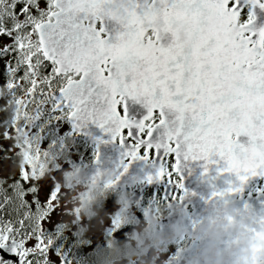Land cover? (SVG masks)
<instances>
[{
  "label": "snow or ice",
  "instance_id": "snow-or-ice-1",
  "mask_svg": "<svg viewBox=\"0 0 264 264\" xmlns=\"http://www.w3.org/2000/svg\"><path fill=\"white\" fill-rule=\"evenodd\" d=\"M257 9L264 0H0V99L16 105L0 136L15 154L29 149L0 178V264H70L54 250L65 215L57 174L37 171L29 143L44 115L77 130L94 123L128 157L159 161L149 181L167 177L177 189L181 159L204 161L205 172L216 165L241 184L264 177ZM128 100L144 108L140 119L127 116Z\"/></svg>",
  "mask_w": 264,
  "mask_h": 264
},
{
  "label": "flooded vegetation",
  "instance_id": "flooded-vegetation-1",
  "mask_svg": "<svg viewBox=\"0 0 264 264\" xmlns=\"http://www.w3.org/2000/svg\"><path fill=\"white\" fill-rule=\"evenodd\" d=\"M144 111L126 109L127 116L136 120ZM62 126L59 149L64 157L59 162L66 169L59 167L49 173L57 174L55 182L65 205V215L60 221L61 235L54 241V250H60L66 262L92 264L96 253L113 241L134 246L133 238L142 230L141 226L155 217L156 231L161 233L168 232L177 223L186 226L181 237L150 251L147 257L149 264H175L182 249L198 242L191 234L211 207L235 213V217L228 216L229 221L233 218L243 221L239 237H232L233 243L237 239H263V177L248 178L241 184L232 174L217 173L216 165H207L211 173H205L204 161L181 159L178 171L182 189H177L167 177L147 179L149 175L154 176L159 166L157 159L130 158L125 155L126 145L111 136L104 139L98 132L94 134L91 126L74 130L67 119H62ZM98 157L100 166H97L99 162L94 164ZM191 161L195 162L190 164ZM79 168L85 175L92 172L102 190L94 191L96 182L79 180L76 177ZM186 169L196 173H182ZM229 187H239L240 191L229 193L226 191ZM214 192L221 195L213 196ZM112 219L117 222L116 229ZM260 260L264 261V254ZM131 264H137L135 257Z\"/></svg>",
  "mask_w": 264,
  "mask_h": 264
},
{
  "label": "clouds",
  "instance_id": "clouds-1",
  "mask_svg": "<svg viewBox=\"0 0 264 264\" xmlns=\"http://www.w3.org/2000/svg\"><path fill=\"white\" fill-rule=\"evenodd\" d=\"M101 190L100 186L94 189L96 192ZM228 216L235 217V213L231 210L221 212L215 207L207 209L191 234L198 242L182 249L175 264H264L260 260L264 254V239H237L233 243L232 237H239L243 221L236 218L229 221ZM141 228L133 238L134 246L113 241L96 253L92 264H131L133 257L137 264H149L147 257L150 251L177 240L186 230L185 225L177 223L166 233L158 232L155 217H150L147 225Z\"/></svg>",
  "mask_w": 264,
  "mask_h": 264
},
{
  "label": "trees",
  "instance_id": "trees-1",
  "mask_svg": "<svg viewBox=\"0 0 264 264\" xmlns=\"http://www.w3.org/2000/svg\"><path fill=\"white\" fill-rule=\"evenodd\" d=\"M0 84H2V80H0ZM15 113L16 105L14 101L4 104L2 99H0V120L7 117L9 122H11L15 118ZM40 119L41 121L36 120L32 125L31 132L36 139L32 140L30 135L29 143L32 145V154L39 153V163L43 166L37 171L49 173L61 167L59 159L63 158L64 154L59 149L60 138L54 128V118L50 115H44ZM33 129L36 131L33 132ZM2 131L3 128L0 127V133ZM9 132H11V129H9ZM23 142V134L18 133L16 135V143L21 144ZM12 145L13 141L6 140L0 136V178L7 174L15 173L18 170V166L26 163L25 157L28 155L29 149L24 148L22 153L15 154L17 149L12 147Z\"/></svg>",
  "mask_w": 264,
  "mask_h": 264
},
{
  "label": "water",
  "instance_id": "water-1",
  "mask_svg": "<svg viewBox=\"0 0 264 264\" xmlns=\"http://www.w3.org/2000/svg\"><path fill=\"white\" fill-rule=\"evenodd\" d=\"M256 24L257 25H260V24H264V12H260L258 9L256 11ZM132 102V105L130 106V109L132 111H135V110H138L136 108V102L135 101H131ZM70 123L72 124V122L70 121ZM84 126H93V124L91 122H88L87 124L81 126V127H84ZM80 127V128H81ZM79 128V129H80ZM74 129V128H73ZM78 129V131H79ZM74 130H77V129H74ZM246 138L244 137H241L240 140L241 142H243ZM99 162V164L97 166H100L102 163H101V160L99 159V157L96 159L95 163L94 164H97ZM192 162H195V161H191L190 164ZM189 164V162L187 163ZM211 173V171H207L205 173ZM217 173H220L218 171H216ZM182 173H196V172H191V170L189 169H186L185 171H183ZM76 177L79 179V180H88V181H92V182H96V179L92 176V172H89V174L85 175L84 171L82 172V169L79 168L78 171L76 172ZM254 179V177H249V180H252ZM98 181L93 185V186H98ZM263 203H264V195H263ZM263 217H264V211H263ZM263 223H264V219H263Z\"/></svg>",
  "mask_w": 264,
  "mask_h": 264
},
{
  "label": "bare ground",
  "instance_id": "bare-ground-1",
  "mask_svg": "<svg viewBox=\"0 0 264 264\" xmlns=\"http://www.w3.org/2000/svg\"><path fill=\"white\" fill-rule=\"evenodd\" d=\"M132 100H128V101H126V102H128V105L126 106V109L127 110H129L130 109V106L132 105V102H131ZM136 108L138 109V110H135V111H139V110H141V111H143V107L140 105V104H138L137 102H136ZM92 123V122H91ZM93 124V126H91L92 127V129H93V133L95 134V133H99L104 139H106V136L109 138L110 137V134H106V132H104V130L103 129H101L100 127H98V126H96L94 123H92ZM264 178V177H263ZM263 234H264V223H263ZM263 239H264V235H263Z\"/></svg>",
  "mask_w": 264,
  "mask_h": 264
},
{
  "label": "rangeland",
  "instance_id": "rangeland-1",
  "mask_svg": "<svg viewBox=\"0 0 264 264\" xmlns=\"http://www.w3.org/2000/svg\"><path fill=\"white\" fill-rule=\"evenodd\" d=\"M38 121H41V119H38ZM54 128H55L56 132H58V133H60L63 130L62 119L54 118ZM32 131L35 132L36 130L33 129ZM61 169H66V166L63 163L61 165Z\"/></svg>",
  "mask_w": 264,
  "mask_h": 264
}]
</instances>
